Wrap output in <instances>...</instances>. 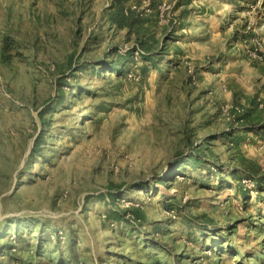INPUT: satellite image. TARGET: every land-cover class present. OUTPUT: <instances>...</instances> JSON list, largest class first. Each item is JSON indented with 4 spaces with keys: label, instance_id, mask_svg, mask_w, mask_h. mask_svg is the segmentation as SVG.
<instances>
[{
    "label": "rangeland",
    "instance_id": "1",
    "mask_svg": "<svg viewBox=\"0 0 264 264\" xmlns=\"http://www.w3.org/2000/svg\"><path fill=\"white\" fill-rule=\"evenodd\" d=\"M0 264H264V0H0Z\"/></svg>",
    "mask_w": 264,
    "mask_h": 264
},
{
    "label": "trees",
    "instance_id": "2",
    "mask_svg": "<svg viewBox=\"0 0 264 264\" xmlns=\"http://www.w3.org/2000/svg\"><path fill=\"white\" fill-rule=\"evenodd\" d=\"M111 12H113L112 13L113 23L117 25L119 28L128 27L130 31H133V30L140 31L144 29L147 30V28H149V27L144 26L142 20H139V21L136 20L135 11L133 9L125 7L122 4V1H120V3L117 6H115V8ZM192 156L194 155L192 154Z\"/></svg>",
    "mask_w": 264,
    "mask_h": 264
}]
</instances>
